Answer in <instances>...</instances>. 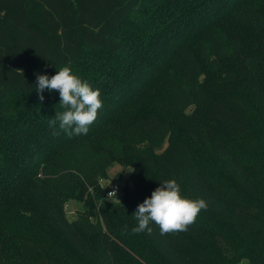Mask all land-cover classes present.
I'll list each match as a JSON object with an SVG mask.
<instances>
[{"label":"trees","instance_id":"obj_1","mask_svg":"<svg viewBox=\"0 0 264 264\" xmlns=\"http://www.w3.org/2000/svg\"><path fill=\"white\" fill-rule=\"evenodd\" d=\"M63 66L101 93L87 135L53 136L59 92L36 91ZM170 179L207 209L133 234ZM243 260L264 264V0H0V264Z\"/></svg>","mask_w":264,"mask_h":264},{"label":"clouds","instance_id":"obj_2","mask_svg":"<svg viewBox=\"0 0 264 264\" xmlns=\"http://www.w3.org/2000/svg\"><path fill=\"white\" fill-rule=\"evenodd\" d=\"M36 79V91L41 101L44 100L42 93L45 89L49 92H59V105L64 111L56 112L54 118L49 120L53 136L59 134L56 131L57 123L59 129L69 137L87 135L90 126L98 117L99 110L103 108L100 91L94 90L87 81L73 74L69 66L61 67L51 78L47 75H37ZM112 195L116 196V193H109V196ZM206 209L205 200L182 196L177 181L166 180L160 183V187L152 192L150 198L138 205L134 214L138 223L131 232L151 233L150 223L158 226L161 235L184 232L196 222L199 213Z\"/></svg>","mask_w":264,"mask_h":264},{"label":"rangeland","instance_id":"obj_3","mask_svg":"<svg viewBox=\"0 0 264 264\" xmlns=\"http://www.w3.org/2000/svg\"><path fill=\"white\" fill-rule=\"evenodd\" d=\"M121 176L120 182L116 183L115 178L117 175ZM131 174H133L132 167H126L116 162L108 170V177L100 181L101 186L106 189L104 198L111 202H119L124 196L125 187L130 189L134 188V182L131 180ZM118 185L120 190L116 193V196H108L107 192L109 189ZM84 210V203L79 200H70L66 205V212L70 219L76 217L77 213ZM247 260L241 261L239 264H247Z\"/></svg>","mask_w":264,"mask_h":264},{"label":"built area","instance_id":"obj_4","mask_svg":"<svg viewBox=\"0 0 264 264\" xmlns=\"http://www.w3.org/2000/svg\"><path fill=\"white\" fill-rule=\"evenodd\" d=\"M119 186L118 185H115L114 187H112L109 191H108V196H109V193L111 192H115L117 193L119 191ZM113 196V195H112Z\"/></svg>","mask_w":264,"mask_h":264}]
</instances>
